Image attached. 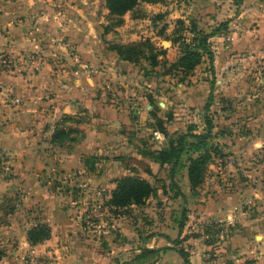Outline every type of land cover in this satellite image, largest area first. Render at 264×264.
<instances>
[{"label":"crops","instance_id":"obj_1","mask_svg":"<svg viewBox=\"0 0 264 264\" xmlns=\"http://www.w3.org/2000/svg\"><path fill=\"white\" fill-rule=\"evenodd\" d=\"M168 1L141 4L148 18L128 13L108 33L105 0L3 1L0 52L11 63L0 65V152L7 155L0 163V264H183L181 240L189 264H264V87L250 74L263 71L264 0H245L238 18L232 0H187L184 10ZM167 10V35L177 19H197L208 33L231 20L234 42L226 45L223 33L210 38L213 61L205 56L184 82L146 77L147 62H126L109 47L146 33L166 49L167 61H177L178 47L150 27L152 15ZM207 113L215 125L211 144L226 156H214L194 191L187 155L175 165L148 153L176 135L205 133ZM61 131L69 136L55 142ZM131 170L155 193L115 215L107 203ZM96 202L101 215L90 219ZM212 223L223 225L225 242L214 247L201 238L192 249L190 227L208 231ZM37 224L49 226L51 237L32 245L28 231Z\"/></svg>","mask_w":264,"mask_h":264},{"label":"trees","instance_id":"obj_2","mask_svg":"<svg viewBox=\"0 0 264 264\" xmlns=\"http://www.w3.org/2000/svg\"><path fill=\"white\" fill-rule=\"evenodd\" d=\"M166 3V0H106L105 5L109 10V19L115 22L113 25L104 27L105 33L113 31L115 28L123 25V17L134 12L141 4H159ZM165 14H158L152 18L153 25L160 21L164 22ZM174 30L167 35L168 24L164 23L162 27L157 29V36L169 40L179 49L180 56L175 62H169L166 59L167 51L152 41V39H142L138 42L127 45H111L109 48L116 51L118 56L129 63L140 64L147 62L148 66L143 68L146 77L151 74L158 75H174L181 82L189 76L199 65L202 64L203 58L207 56L213 61V53L209 46V39L213 36L223 33L228 28V23L220 24L211 32H206L199 25L197 19L190 18L187 20L178 19L175 21ZM159 66L164 70L163 73L156 71ZM211 103L207 105L206 111H209ZM206 124V132L203 134H179L172 137L169 145L159 151H149V155L155 161L161 164L174 163L179 165L183 155L188 156V178L192 190L196 191L200 188L206 178L209 164L214 156L225 157V154L218 146L211 144L213 138V130L215 128L213 119L208 115L204 118ZM164 122L157 120L160 130L163 128ZM69 135L61 131L57 133L54 141L63 142ZM155 193L154 186L143 177L139 176L136 171L131 170L128 176L118 181V186L113 192L111 199L107 205L112 208V212L117 215L123 210L129 209L131 206H142ZM187 221L186 211L183 213L181 220V229ZM212 226V225H211ZM209 227V229L211 228ZM224 230V229H222ZM221 231V230H219ZM51 237V229L45 224H37L28 231V240L32 245L48 240ZM177 241L176 243H178ZM178 253L184 260L183 264H189V254L182 249H178ZM4 256L3 250L0 248V262Z\"/></svg>","mask_w":264,"mask_h":264},{"label":"rangeland","instance_id":"obj_3","mask_svg":"<svg viewBox=\"0 0 264 264\" xmlns=\"http://www.w3.org/2000/svg\"><path fill=\"white\" fill-rule=\"evenodd\" d=\"M3 1L4 0H0V6L1 5H3ZM106 1V0H105ZM174 2L175 1H177L178 3V5H177V8H178V10H184V7H186L187 5H188V1L187 0H173ZM168 0H166V3H162L163 5H165V6H167V4H168ZM229 5H231V9H233L234 10V14H235V18L237 17H240V15L239 14H242L243 12H245V9L247 8V3L245 2V0H232V2L231 3H229ZM104 6H105V8H106V5L104 4ZM176 8V6L174 7V9ZM107 9V8H106ZM167 13H169L170 14V11L169 10H167V12H164V13H160V14H162V15H167ZM131 15H132V17H134V19H137L138 21H141V20H144V19H146V18H148L149 17V14L147 13V11L146 10H144V8H142L141 6H139L134 12H132L131 13ZM156 15H158V14H156ZM156 15H152V17H151V20H152V18L154 17V16H156ZM106 20H107V22L109 23L108 25H113L114 26V24H115V22H113V20L111 21V19H109V14H108V17L106 18ZM178 20V19H177ZM185 20V19H184ZM164 21H168V19L167 18H165L164 19ZM176 21V20H175ZM174 21V22H175ZM230 22H231V20H228V21H225L224 23H228V28L223 32V37L227 34V33H232V32H234L233 30H232V28H231V26H230ZM175 24V23H174ZM222 24V23H221ZM169 25V24H168ZM138 26H140V24L138 25ZM103 27H104V25H103ZM150 27H152V28H160V27H162V21H160V22H158L157 24H156V26L155 25H153V23H152V21H151V25H150ZM140 29H142V30H146V28H145V24H144V27L143 28H140ZM136 30V28L134 29V31ZM141 30V31H142ZM236 31V30H235ZM147 34L145 33V34H143V37H142V39H151V37L150 36H146ZM141 39V40H142ZM129 40V39H128ZM131 43H134V42H131ZM130 44V43H129ZM127 45V44H126ZM226 45H230V44H226ZM3 54H6L9 58H10V56H9V54L8 53H6V52H0V55H3ZM251 55V54H250ZM249 55V56H250ZM248 56V57H249ZM10 61H11V58H10ZM250 62L252 61V60H249ZM249 62V63H250ZM263 62V64H264V60L262 61ZM11 63V62H10ZM1 65V64H0ZM2 66V65H1ZM0 66V69H4V67H1ZM263 67V71H262V73L260 72V71H258V69L257 68H254L253 70H251L250 71V74H251V81L252 82H255L256 84H257V88L260 90L262 87H264L263 86V82H264V65L262 66ZM260 74L258 77H255L254 75L255 74ZM263 80V81H262ZM261 81H262V84H261ZM243 98V96L242 97H240V98H238V99H242ZM243 132H245V131H243ZM226 153H228V152H226ZM225 156H226V154H225ZM198 194V192H196L195 193V195H197ZM193 195H194V193H193ZM164 204V202L162 203V205ZM103 208V206H102V204H100L99 202H96L95 203V205L93 206V209H90L89 210V212H91V211H101V209ZM161 211V210H160ZM177 211H179V209L178 210H175L174 212H177ZM120 215V214H119ZM91 219V218H90ZM188 221H189V219H188ZM188 223V222H187ZM216 224V223H215ZM214 223H212L211 225V228L210 229H208V231L204 228L203 229V231L201 230V231H197L196 229H193L192 227H190V229L188 230V235L186 236L187 237V239L186 240H191L192 241V243H196V245H191V248L193 249H198V247H200L201 246V242H200V240H198V239H203L204 240V242H206L208 245H212V246H214L215 247V245L217 246H219V245H221V244H223L224 242H225V240L223 241V240H221V238H220V232H219V230H217V228L216 227H214V225H215ZM225 229V228H224ZM181 244H183V240H181V241H179L178 243H177V248L176 249H182V250H185L188 254H190V252H191V250H190V247H185V246H183V245H181ZM187 249V250H186ZM212 252L210 253L211 255L212 254H214L215 253V251L216 250H214V248H212V250H211ZM209 253L207 254V256L208 255H210ZM206 256V258H205V260L207 259H209V260H212V256L210 257L209 256V258Z\"/></svg>","mask_w":264,"mask_h":264},{"label":"built area","instance_id":"obj_4","mask_svg":"<svg viewBox=\"0 0 264 264\" xmlns=\"http://www.w3.org/2000/svg\"><path fill=\"white\" fill-rule=\"evenodd\" d=\"M223 39H224V43L225 44H232L234 42V32L227 33L223 37ZM10 62H11L10 61V58L6 54L0 55V64L2 66H9L10 65ZM85 69L87 71H89V72L92 71V68L89 65L85 66ZM15 103L16 104L20 103V100L19 99H16L15 100ZM155 137L158 140L160 139L159 136H158V133H155ZM6 159H7V155L5 153H3V152H0V163H4ZM227 159L229 161H231V157L230 156H228ZM89 181L90 180H88L87 182H77L76 183V188H80V189L86 188V186L90 183ZM101 212L102 211H91L90 214H89V217L91 219L96 218L97 216H100L101 215ZM214 227H216L217 230H221V231H219L220 232L219 235H220L221 240H223V241L226 240L227 237H228V233L225 230H222V229H224L223 228V225L221 223H219V224L216 223L214 225ZM28 264H36V263H35V260L34 259H31Z\"/></svg>","mask_w":264,"mask_h":264}]
</instances>
